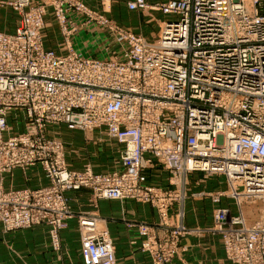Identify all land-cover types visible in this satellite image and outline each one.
Segmentation results:
<instances>
[{"label": "built area", "instance_id": "built-area-1", "mask_svg": "<svg viewBox=\"0 0 264 264\" xmlns=\"http://www.w3.org/2000/svg\"><path fill=\"white\" fill-rule=\"evenodd\" d=\"M70 1L9 3L21 17L14 33H0L1 165L39 164L53 183L48 192L88 189L93 199L152 205L160 221L140 224L139 234L153 264H167L180 237L199 231L183 223L188 173L224 175L240 187L243 200L262 202V215L248 225L217 208L213 230L236 264H263L264 0H170L160 8L175 20L163 23L154 42L115 27L82 0ZM47 6L62 25L65 54L43 47ZM143 6L142 0L130 3ZM73 14L81 26L98 22L109 29L118 44L111 57H86L72 48L80 27ZM12 110L25 113V128L3 139ZM59 124L83 131L103 127L125 145L120 168L68 169L62 142L48 136V126ZM155 165L169 173L171 187L147 184L144 170ZM63 208L49 220L55 230L69 218ZM45 209L49 216L51 207ZM79 226L83 264H116L111 237L96 218L82 216Z\"/></svg>", "mask_w": 264, "mask_h": 264}, {"label": "crops", "instance_id": "crops-1", "mask_svg": "<svg viewBox=\"0 0 264 264\" xmlns=\"http://www.w3.org/2000/svg\"><path fill=\"white\" fill-rule=\"evenodd\" d=\"M9 0H0V32L12 34L20 20V13L6 7ZM90 9L111 18L121 27H129L145 39H153L159 32L161 21H171L175 15L144 9H131L127 2L136 0H83ZM148 6L168 0H144ZM158 18H155L154 15ZM171 16V17H170ZM174 17V18H173ZM142 18V19H140ZM153 19H155L153 21ZM42 29L43 47L57 54H65L59 26L48 14L44 17ZM72 48L86 57L109 58L118 44L98 27H79L71 37ZM7 129L2 138L7 139L24 131L25 113L12 110L6 116ZM48 136L59 138L64 145L65 165L70 170L81 171L90 165L94 173H109L120 168V154L123 143L108 137L104 128L83 131L66 124L49 125ZM146 182L157 187H171L169 173L159 165L144 170ZM202 173L187 175L186 198L183 203L184 224L197 232L180 237L177 253L167 264H235L227 259L222 236L214 227V210L226 208L230 214L241 213L248 225L258 219V207L241 204L237 209L235 200L227 194L226 177L212 174L202 178ZM2 189L40 188L49 180L45 171L37 164L27 169L14 167L10 172L0 173ZM67 197L75 213H90L98 226L108 231L111 237L116 264H153L151 255L140 248L142 236L138 225L155 223L156 209L133 199H90V191L81 189L68 191ZM219 195L214 201L213 196ZM257 219V220H256ZM11 242L9 251L0 241V264H83L80 253V232L77 217L66 220V226L59 232V249L50 246L47 226L37 225L15 231L4 239ZM136 240V244L132 241Z\"/></svg>", "mask_w": 264, "mask_h": 264}, {"label": "rangeland", "instance_id": "rangeland-1", "mask_svg": "<svg viewBox=\"0 0 264 264\" xmlns=\"http://www.w3.org/2000/svg\"><path fill=\"white\" fill-rule=\"evenodd\" d=\"M11 1L12 0L7 1L6 5H4V6L10 7L14 11H17L18 13H20L17 9L14 8L13 5L9 4ZM61 1L64 2V3L65 2H71L70 0H61ZM136 1L127 2L128 7L130 8V3H134ZM142 1L144 3L143 7H135V8H131V9H136V10H139V11H142L144 9H148V10H151L152 12L153 11H158V13H164L161 10L160 7H161L162 4H164V3H166V2H168L170 0L165 1V2H161V3H157V4H154V5H150V6H148L147 3L144 0H142ZM82 2L84 4V6L88 10L96 13L99 16H102L103 18H106L115 27H118L120 29L128 30L131 33H133V34H135L137 36H140L141 38H143L144 40H146L148 42H154V41H156L158 39L161 26L165 22V21H161L159 32L156 33V35H155V37L153 39L149 40V39H145L141 34L133 32L129 27H121V26L117 25L116 23H114V21L111 18L107 17L106 15H104V14H102L100 12H97V11H94V10L90 9L89 7H87V5L84 3L83 0H82ZM26 8H28V7H25V9ZM48 14L51 15L52 19L59 26V30H60L61 38H62V45L66 47V45L64 43L62 25L56 19L55 15H54V10L52 9V6H47L45 16L48 15ZM154 17L158 18V16L156 17V15H154ZM71 18H75L77 23L80 25V19L76 18L74 14L71 15ZM140 19H142V18H140ZM154 20L155 19H153V21ZM91 26L103 29L106 33H108V35L110 37H112V34L109 32V29L107 27H105L104 25L98 23V22L97 23H95V22L92 23L91 22V23H89L86 26H81L80 25V27H91ZM0 33H3V32H0ZM112 39H113V37H112ZM57 139L60 140L58 137H57ZM62 145H63V143H62ZM62 157H63L64 162H65L64 145H63ZM87 166L90 167V165L87 164V165L84 166V168L87 167ZM13 168L14 167H11V166H8V165H1V162H0V173L10 172ZM194 172H199V171H194ZM200 173H202V175H201L202 178L208 176L204 172H200ZM189 174L190 173H188V175ZM46 177L49 180V184L47 186H43V187H40V188L25 187V188H21V189L4 190V189H2L1 184H0V241H2L3 246L6 249H8L9 251H11L10 250L11 242H10V240L9 241L4 240V239H6V237L8 238V236H11L15 231L28 229V228H31V227L37 226V225L47 226V229H48V232H49V235H50V246L53 249L58 250L59 249V232H60L61 229L55 230V228H54L55 225L49 223V220L57 219L60 215H62L61 211H62V209H64L63 207H65L70 212V215H68L69 218L70 217H77L78 225H79V218L80 217L88 216V215L90 216V213H83V212L82 213L81 212L80 213H75L71 209L70 204H69V199H68L66 194H67L68 191H77V190H66V189L65 190H61V189L58 188V190L52 189L50 192L45 191L46 188L52 187V185H53L52 181H50V178L48 176H46ZM187 177L188 176H186V179H185V187L188 184ZM169 182H170V176H169ZM226 182H227V194L229 196H231V198L233 200H235L237 209L241 208V204H245V205H249V206H251V205L253 206L254 205L255 207H258V210H259L258 213L259 214H258V218L257 219L259 220L261 215H262V208H263L262 202L260 200L259 201L258 200L257 201L243 200V198L241 197L242 195H240V193H241L240 187H238L237 185L234 186V185L229 184L227 180H226ZM179 183H180V181L178 180V184ZM180 185H183V183L181 182ZM79 190H81V189H79ZM91 198H93V195H92V193L90 191V199ZM94 200H96V199L94 198ZM49 206L51 207V212H50L49 216H47L44 213L47 211L45 208H49ZM182 209H183V204H182ZM183 214H184V210H183ZM35 216H37V218ZM234 216H241L244 219V216L241 213L235 214ZM183 219H184V216H183ZM159 221H160V219L158 217L157 222L148 223V224H150V225L156 224V223H159ZM139 228H140V225H138V229ZM79 232H80V242H81L80 226H79ZM55 233L57 235V240L53 241L51 239V236L53 234H55ZM139 236H140V234H139ZM143 240H144V238L141 240V243H142ZM133 241L136 244V240H133ZM222 242H223V240H222ZM140 248H141V246H140ZM80 249H81V247H80ZM224 249H225V247H224ZM225 253H226V251H225ZM226 257H227V254H226ZM227 259H229V258L227 257ZM229 260H231V259H229ZM232 262H234V261H232Z\"/></svg>", "mask_w": 264, "mask_h": 264}, {"label": "bare ground", "instance_id": "bare-ground-1", "mask_svg": "<svg viewBox=\"0 0 264 264\" xmlns=\"http://www.w3.org/2000/svg\"><path fill=\"white\" fill-rule=\"evenodd\" d=\"M112 38V37H111Z\"/></svg>", "mask_w": 264, "mask_h": 264}]
</instances>
